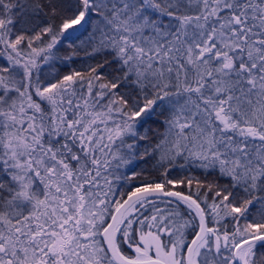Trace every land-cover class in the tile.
<instances>
[{
  "label": "snow or ice",
  "instance_id": "6c2138e0",
  "mask_svg": "<svg viewBox=\"0 0 264 264\" xmlns=\"http://www.w3.org/2000/svg\"><path fill=\"white\" fill-rule=\"evenodd\" d=\"M0 264H264V0H0Z\"/></svg>",
  "mask_w": 264,
  "mask_h": 264
}]
</instances>
